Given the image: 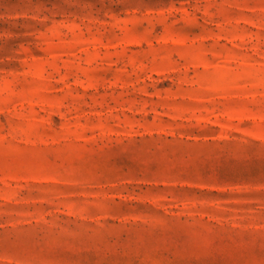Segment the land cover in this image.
<instances>
[{
    "label": "rangeland",
    "instance_id": "1",
    "mask_svg": "<svg viewBox=\"0 0 264 264\" xmlns=\"http://www.w3.org/2000/svg\"><path fill=\"white\" fill-rule=\"evenodd\" d=\"M0 264H264V0H0Z\"/></svg>",
    "mask_w": 264,
    "mask_h": 264
}]
</instances>
